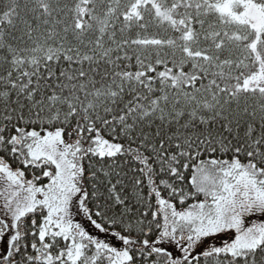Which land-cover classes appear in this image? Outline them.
<instances>
[{
	"label": "snow or ice",
	"instance_id": "snow-or-ice-1",
	"mask_svg": "<svg viewBox=\"0 0 264 264\" xmlns=\"http://www.w3.org/2000/svg\"><path fill=\"white\" fill-rule=\"evenodd\" d=\"M0 264H264V0H0Z\"/></svg>",
	"mask_w": 264,
	"mask_h": 264
}]
</instances>
